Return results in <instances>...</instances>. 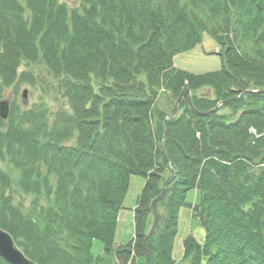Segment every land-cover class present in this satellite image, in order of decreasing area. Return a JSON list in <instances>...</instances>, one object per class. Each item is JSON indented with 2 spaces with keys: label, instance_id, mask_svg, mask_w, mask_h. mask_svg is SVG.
<instances>
[{
  "label": "trees",
  "instance_id": "1",
  "mask_svg": "<svg viewBox=\"0 0 264 264\" xmlns=\"http://www.w3.org/2000/svg\"><path fill=\"white\" fill-rule=\"evenodd\" d=\"M79 1L70 9L61 0H0L2 86L35 87L39 74L19 69L40 64L60 105L0 118V162L40 208L29 216L14 204L13 178L0 168V229L33 264L103 261L92 253L96 241L119 264L145 261L146 251L148 264H264V0ZM204 33L221 47V70L176 69L174 58ZM204 88L213 98L198 94ZM221 103L229 114L214 111ZM134 176L146 181L135 235L117 248ZM183 208L206 236L189 235L178 263Z\"/></svg>",
  "mask_w": 264,
  "mask_h": 264
},
{
  "label": "rangeland",
  "instance_id": "2",
  "mask_svg": "<svg viewBox=\"0 0 264 264\" xmlns=\"http://www.w3.org/2000/svg\"><path fill=\"white\" fill-rule=\"evenodd\" d=\"M61 2L66 4L70 9H76L81 5L79 0H61ZM220 49V45L209 35V33H204L201 44L189 52L178 54L174 58V67L178 70H183L193 74H205L208 72L220 71L223 65L222 59L218 55ZM29 70H34L36 72L35 74H39L40 79L43 81L36 80L35 87L30 84H18V82L10 87H3L0 80V103L2 101H7L10 105V112H14V110L15 112H23L34 107H38L43 102L52 104V107L55 110L60 108V105L51 101V99L54 98L50 96L51 88L50 85L47 87L48 84L46 83L50 80V76L43 65H28L26 62H23L19 72L21 74L22 72ZM24 91H27L26 99L23 98ZM198 94L213 98L212 91L207 88L200 90ZM167 97V94H165L163 91H160L157 105L161 108H166L169 103L166 101ZM219 113L222 115L229 114L230 110L223 106L219 109ZM0 168L13 178L12 183H14L15 188V182L19 178L17 170L12 168V166H10L7 161L0 162ZM144 184L145 179L143 177L134 176L131 178L129 195L124 202V206L126 208H133L136 202V197L140 193ZM12 196L14 199V204H21L22 210L26 215L33 216L34 214L40 212L39 207L37 209H34L33 207L35 197L26 196L18 192L17 189L16 191H13ZM187 201L191 204L198 203V193L191 191L188 194ZM155 202L156 200L153 201L152 206L155 204ZM42 205H44V203H42ZM191 215L192 212L189 208H183L180 212V228L176 237L174 251V258L178 262L181 261V258L183 257V240L187 236L193 235L201 243L204 242V238L206 236L204 228L197 221L193 220ZM155 217L156 216L154 215L153 219H155ZM34 220L40 228H45L46 222L41 215L34 216ZM119 222H123L124 224H120L118 226L116 233V247L117 243L119 245L125 244L134 237V218L132 217L131 212H124L120 214ZM92 253L95 259H97L99 256L103 258V261L97 260V262L94 264H119V261L113 254L104 253V246L100 241L94 242ZM137 264H145V261L140 260Z\"/></svg>",
  "mask_w": 264,
  "mask_h": 264
},
{
  "label": "water",
  "instance_id": "3",
  "mask_svg": "<svg viewBox=\"0 0 264 264\" xmlns=\"http://www.w3.org/2000/svg\"><path fill=\"white\" fill-rule=\"evenodd\" d=\"M23 98H27V91H24ZM180 99L177 101L174 113L171 118H175L178 113ZM224 104V103H222ZM221 106V105H220ZM217 107L214 111H217ZM0 116L3 120H7L9 117V105L6 102L0 104ZM156 227V217L154 219L151 230L148 233L149 237ZM0 257L10 264H32L25 256L15 247L12 237L5 231L0 229ZM148 258L146 257L145 264H147Z\"/></svg>",
  "mask_w": 264,
  "mask_h": 264
},
{
  "label": "bare ground",
  "instance_id": "4",
  "mask_svg": "<svg viewBox=\"0 0 264 264\" xmlns=\"http://www.w3.org/2000/svg\"><path fill=\"white\" fill-rule=\"evenodd\" d=\"M177 69V68H176ZM189 97H190V99H191V94H189ZM177 103V102H176ZM179 104H180V102H179ZM178 110H179V107H178ZM145 184H146V181H145ZM145 184L143 185V187L141 188V191H140V193L138 194V196L136 197V202H135V205L133 206V208H131V209H128V208H126L125 206H124V203H123V206H122V210L119 212V216H118V226L120 225V224H124L123 222H119L120 221V214H122V213H124V212H127V213H130L131 212V215H132V217L134 218V229H135V210H136V208H137V201H138V198H139V196H140V194H141V192H142V190H143V188H144V186H145ZM129 189H130V186H129ZM196 193H198V191H196V190H194ZM129 195V190H128V193H127V195H126V198H127V196ZM198 196H199V193H198ZM126 198H125V200H126ZM125 200H124V202H125ZM157 201V200H156ZM179 228H180V223H179ZM118 229V228H117ZM178 233H179V231H178ZM134 235H135V232H134ZM151 236V235H150ZM149 236V237H150ZM188 237V236H187ZM186 237V238H187ZM134 238V237H133ZM132 238V239H133ZM185 238V239H186ZM131 239V240H132ZM184 239V240H185ZM130 240V241H131ZM184 240H183V242H184ZM176 241V240H175ZM119 247V244L117 243V248ZM174 251H175V245H174ZM174 251H173V259H175L174 258ZM183 252H184V249H183ZM113 255L115 254V252L114 253H112ZM115 257H116V255H114ZM146 257L147 258H149V252L148 251H146ZM117 259V258H116ZM176 260V259H175ZM182 260H183V257L181 258V261H177L178 263H181L182 262ZM5 261V260H4ZM146 261V260H145ZM6 262V261H5ZM31 262V261H30ZM139 262V261H138ZM137 262V263H138ZM7 263V262H6ZM32 263V262H31ZM7 264H10V263H7ZM33 264V263H32ZM147 264H148V262H147Z\"/></svg>",
  "mask_w": 264,
  "mask_h": 264
}]
</instances>
